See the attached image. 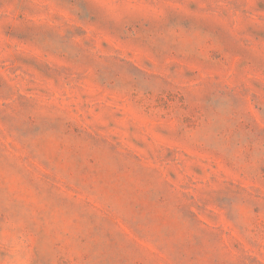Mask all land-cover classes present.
<instances>
[{
	"label": "rangeland",
	"instance_id": "1",
	"mask_svg": "<svg viewBox=\"0 0 264 264\" xmlns=\"http://www.w3.org/2000/svg\"><path fill=\"white\" fill-rule=\"evenodd\" d=\"M0 264H264V0H0Z\"/></svg>",
	"mask_w": 264,
	"mask_h": 264
}]
</instances>
